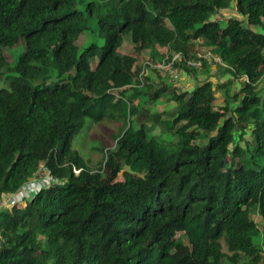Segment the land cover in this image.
Here are the masks:
<instances>
[{"label":"trees","instance_id":"16d2710c","mask_svg":"<svg viewBox=\"0 0 264 264\" xmlns=\"http://www.w3.org/2000/svg\"><path fill=\"white\" fill-rule=\"evenodd\" d=\"M0 68V199L54 178L0 212V264H264V0H0ZM87 118L122 122L99 170Z\"/></svg>","mask_w":264,"mask_h":264},{"label":"rangeland","instance_id":"374dc122","mask_svg":"<svg viewBox=\"0 0 264 264\" xmlns=\"http://www.w3.org/2000/svg\"><path fill=\"white\" fill-rule=\"evenodd\" d=\"M233 14L236 13L230 12V15ZM81 41H86V34L81 39ZM24 49L25 43L24 41H21L18 46L4 50V54L6 55L7 61L10 63V65L15 64L20 53L24 51ZM131 50L135 52V49L131 44L128 42L125 43L123 51ZM149 51L150 50H147L146 53ZM3 72H6V68H0V87L6 86L5 83L2 82L3 77L1 74ZM179 79H183V83L180 85H194V81L190 82L184 73H182V76H180ZM238 82L240 85L236 86L234 84L233 88L237 89L240 86H244L246 79L244 77H238ZM168 84L171 83L168 82ZM221 99L222 98H220V102ZM216 109L227 114V111L221 107H217ZM121 128V121L104 119L102 121L94 122L92 119L87 118L80 132L76 136L72 148L73 150H76L80 153L84 161L88 164L89 168L93 170H99L104 164V158L107 156V151L113 149L116 146L117 138L119 137ZM25 203L26 202H22L23 206Z\"/></svg>","mask_w":264,"mask_h":264},{"label":"built area","instance_id":"2783aa9c","mask_svg":"<svg viewBox=\"0 0 264 264\" xmlns=\"http://www.w3.org/2000/svg\"><path fill=\"white\" fill-rule=\"evenodd\" d=\"M183 55L181 53H176L173 55L171 61L167 62V60L152 62L150 60H145L143 63V68L145 69L147 66H152L157 69H162L166 72L174 76H178L177 70H175V63L181 60ZM168 58V56H167ZM208 60L211 62H218L223 66H226L222 57L213 54L212 52H207L205 54H199L198 59L189 61V64L193 67H199L202 65V62ZM246 81L248 78L246 75L243 76ZM76 173H79L80 170H75ZM54 182V178L51 175L50 171L46 167L45 164H41L36 173L32 178H30L27 182L24 183L22 187H20L16 192L10 193L5 197L0 199V212L4 211L18 203L26 202L31 199L36 193H38L43 187H46Z\"/></svg>","mask_w":264,"mask_h":264}]
</instances>
